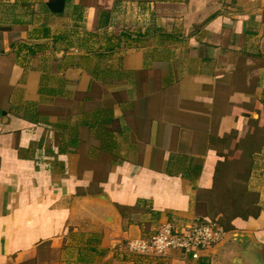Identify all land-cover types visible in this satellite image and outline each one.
<instances>
[{
    "label": "crops",
    "instance_id": "obj_1",
    "mask_svg": "<svg viewBox=\"0 0 264 264\" xmlns=\"http://www.w3.org/2000/svg\"><path fill=\"white\" fill-rule=\"evenodd\" d=\"M248 163L264 246V0H0V264H253L128 251Z\"/></svg>",
    "mask_w": 264,
    "mask_h": 264
},
{
    "label": "built area",
    "instance_id": "obj_2",
    "mask_svg": "<svg viewBox=\"0 0 264 264\" xmlns=\"http://www.w3.org/2000/svg\"><path fill=\"white\" fill-rule=\"evenodd\" d=\"M228 233L213 222H196L183 228L162 225L149 239H137L128 244V251L140 256H163L179 251L198 260L204 251L222 244Z\"/></svg>",
    "mask_w": 264,
    "mask_h": 264
},
{
    "label": "trees",
    "instance_id": "obj_3",
    "mask_svg": "<svg viewBox=\"0 0 264 264\" xmlns=\"http://www.w3.org/2000/svg\"><path fill=\"white\" fill-rule=\"evenodd\" d=\"M249 169L250 164L248 163L238 178L239 182L233 183L232 191L228 188V192L219 195L222 207L216 211L221 216L212 221L203 220L200 222H213L228 231L232 228L231 222L234 219L245 220L248 217H256L258 215L260 210L256 205L257 195L248 192L245 185Z\"/></svg>",
    "mask_w": 264,
    "mask_h": 264
},
{
    "label": "water",
    "instance_id": "obj_4",
    "mask_svg": "<svg viewBox=\"0 0 264 264\" xmlns=\"http://www.w3.org/2000/svg\"><path fill=\"white\" fill-rule=\"evenodd\" d=\"M238 239H243L248 242V247L246 248V255L248 258H250V261L253 264H264V246L256 245L252 238L249 235H243L240 233H232L227 236L225 239L226 241L228 240H238ZM234 264H241L240 259H236L234 261Z\"/></svg>",
    "mask_w": 264,
    "mask_h": 264
},
{
    "label": "rangeland",
    "instance_id": "obj_5",
    "mask_svg": "<svg viewBox=\"0 0 264 264\" xmlns=\"http://www.w3.org/2000/svg\"><path fill=\"white\" fill-rule=\"evenodd\" d=\"M140 256V255H138ZM225 256V255H224ZM147 257H150V256H147ZM151 257H157V256H151ZM219 260V259H218ZM216 264H228V259L226 260L225 258L223 260H219L217 261Z\"/></svg>",
    "mask_w": 264,
    "mask_h": 264
}]
</instances>
